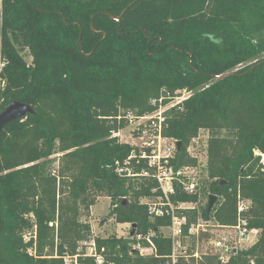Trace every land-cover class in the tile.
<instances>
[{
	"label": "trees",
	"instance_id": "1",
	"mask_svg": "<svg viewBox=\"0 0 264 264\" xmlns=\"http://www.w3.org/2000/svg\"><path fill=\"white\" fill-rule=\"evenodd\" d=\"M0 56V112L16 100L35 110L0 134V264H167L172 216L143 201L162 195L158 181L116 172L126 161L154 170L115 133L128 113L153 112L154 99L179 89L192 95L166 111L164 128L182 144L176 169L200 164L187 148L209 134L198 191L175 181L170 195L185 234L199 220L235 225L238 195L260 231L226 263L214 252L194 257L208 235L189 234L181 264H264V163L255 153H264V0H0ZM101 196L116 222L132 226L129 237L93 235L87 217ZM147 235L154 251L142 255L134 244L149 247ZM91 239L101 263L80 250Z\"/></svg>",
	"mask_w": 264,
	"mask_h": 264
},
{
	"label": "built area",
	"instance_id": "2",
	"mask_svg": "<svg viewBox=\"0 0 264 264\" xmlns=\"http://www.w3.org/2000/svg\"><path fill=\"white\" fill-rule=\"evenodd\" d=\"M6 60L0 56V101L2 100V92L8 86V79L5 76ZM192 95L191 90L179 89L175 94L169 97L167 102H164V96L154 99L153 104L157 105V108L153 112H149L143 116L137 117L134 113H128L127 118L129 124L133 126L132 136L135 139L134 145L140 148V152L143 158H146L150 168L154 170L152 173L148 168H143L140 172H136L132 167L128 165V161L125 165L118 164L116 172L121 176L127 177H150L151 174L158 181L159 188L162 191V195L159 198H143L149 204L151 212L156 214H163L167 212L172 216V224L168 227V236L173 241L172 253L169 255L167 264H181V260H188L191 255L188 253V248L185 244V238L189 234L200 235V232L207 231L205 228L209 225L210 221L199 220L198 223L191 224L188 229V234L184 232V225L187 223L185 216H179L176 213L175 205L170 200L171 193L174 192V183L179 181L183 190L189 193L198 191L201 184V175L199 172V165H184L179 168H175L172 163V159L177 154V143L178 140L168 137L164 134V128L167 124L166 111L171 107L181 105L184 100ZM119 130L118 132H120ZM118 132L115 134L117 135ZM118 136V135H117ZM191 144L187 148L188 153L192 155ZM256 154L261 155V160L264 163V153L256 150ZM251 202L247 199L242 198L238 195V221L232 226H223L227 228L232 238L223 236L213 240L212 246H214V253L218 255L219 260L222 263H226L232 253L238 249H242V241L250 239V229L248 226V220L244 217V212L250 207ZM181 208L192 207V203L182 202L179 204ZM31 237L30 233L25 234V240L28 241ZM36 239V235H33ZM150 243V246H143L140 242L134 245V249L139 250L140 254L147 255L154 251V244L150 238V235L145 236ZM140 238V236H139ZM234 240V241H232ZM240 244V245H239ZM80 250L88 256L96 258L98 263L103 260L102 255L97 251L96 243L94 239L89 241H83ZM104 250V248H102ZM194 257H199L198 252L194 253ZM66 262L71 261L70 258L66 257Z\"/></svg>",
	"mask_w": 264,
	"mask_h": 264
},
{
	"label": "rangeland",
	"instance_id": "3",
	"mask_svg": "<svg viewBox=\"0 0 264 264\" xmlns=\"http://www.w3.org/2000/svg\"><path fill=\"white\" fill-rule=\"evenodd\" d=\"M31 60H32L31 56L27 55L26 61L30 63ZM132 129H133V126L131 124H129L126 128L121 129V131L118 132L117 134L120 140L134 144L135 139L132 136ZM208 136L209 134L207 130H201L199 137L192 140L191 148H190L192 156L197 157L199 160L200 164H199L198 170L201 175V181L207 176V173L202 169V167H204L206 164V157H207L206 156V146H207ZM53 157L57 158L58 155H53ZM57 164H58V160L55 163L56 168H57ZM144 200L147 201V199H144ZM206 202H207L206 199L203 200V203H206ZM110 203H111V200L109 197L101 196L99 197L96 204L91 207V210H90L91 213L89 217H87V220L92 225L93 235L107 237L109 235L115 234L118 236L129 237L131 234L132 226L128 223H118L115 221L113 217L109 215ZM103 218L106 219L104 222H102ZM205 228L207 229V231L202 230L200 232V235L202 233H206L208 235V238L204 239L205 236H203L202 239L199 240L200 252L198 251V254L202 252H214L213 250L214 246H212L213 240L217 238H222L223 236L230 237L231 236L230 234H233V235L235 234L234 232L230 233V231L227 228L221 227L219 224L213 221H210L209 225L206 226ZM163 232L165 235H168L169 233L168 227L164 228ZM259 234H260V231L258 229L251 230L250 239L248 240L246 239L242 241V249H246L250 245H252L258 239ZM230 238H232V236ZM185 244L187 248H189L192 245L190 237L185 238Z\"/></svg>",
	"mask_w": 264,
	"mask_h": 264
},
{
	"label": "water",
	"instance_id": "4",
	"mask_svg": "<svg viewBox=\"0 0 264 264\" xmlns=\"http://www.w3.org/2000/svg\"><path fill=\"white\" fill-rule=\"evenodd\" d=\"M30 113H35L33 106L17 100L10 103L4 110L0 112V134L8 123L20 119ZM181 145H182L181 141H178L177 143L178 149H181ZM217 198H218L217 195L210 196L209 207H212L214 205ZM105 220L106 219L103 218L102 222H104Z\"/></svg>",
	"mask_w": 264,
	"mask_h": 264
}]
</instances>
